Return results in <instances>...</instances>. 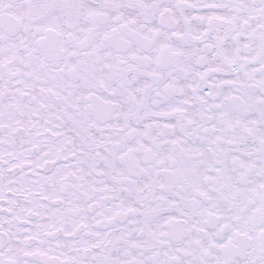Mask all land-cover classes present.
Instances as JSON below:
<instances>
[{"label": "snow or ice", "instance_id": "6c2138e0", "mask_svg": "<svg viewBox=\"0 0 264 264\" xmlns=\"http://www.w3.org/2000/svg\"><path fill=\"white\" fill-rule=\"evenodd\" d=\"M0 264H264V0H0Z\"/></svg>", "mask_w": 264, "mask_h": 264}]
</instances>
